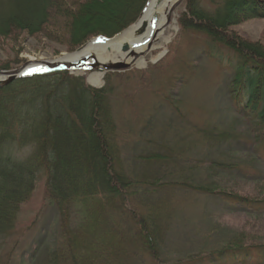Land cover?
<instances>
[{"label": "rangeland", "instance_id": "1", "mask_svg": "<svg viewBox=\"0 0 264 264\" xmlns=\"http://www.w3.org/2000/svg\"><path fill=\"white\" fill-rule=\"evenodd\" d=\"M141 1L107 0L90 26L110 30L115 14L127 16ZM195 2L205 10L216 8L211 0ZM192 4L193 0L180 3L169 43L149 50L146 65L130 62L122 71H104L100 86L90 84L85 74L69 72L76 77V90L84 84L105 91L114 165L127 196L109 200L102 195L90 210L77 208L69 226H62L41 171L17 211L14 231L0 235V264H193L190 258L212 252L227 241H240L245 231L264 236L262 212L204 189L212 185L218 191L249 197L264 190V180L249 183L264 178V143L255 144L258 126L245 124L238 115L230 88L235 76L229 65L234 61L233 51L205 33L182 26L183 14ZM74 13V7L67 12L51 11L43 29L52 37L19 29L0 36V69L19 68L31 57L48 60L75 52L70 27L61 31L52 25L54 20L61 24L74 20ZM246 14L236 9L232 16L237 18L233 24L231 16L228 31L264 47V17ZM163 48L164 55L155 61ZM54 82L45 84V93L56 90L60 100L67 98L74 84ZM11 144L1 151L16 158L33 151L30 142ZM218 163L240 168H223ZM101 208L104 214H99ZM94 227L98 228L95 234ZM100 238L106 242H98ZM68 243L73 245L71 250L52 252Z\"/></svg>", "mask_w": 264, "mask_h": 264}, {"label": "trees", "instance_id": "2", "mask_svg": "<svg viewBox=\"0 0 264 264\" xmlns=\"http://www.w3.org/2000/svg\"><path fill=\"white\" fill-rule=\"evenodd\" d=\"M5 1L0 4H6L0 7L1 37L18 29L52 37L50 31L43 29L49 23L51 11L67 12L68 8L74 7L76 13L71 15L74 20L64 24L54 20L52 25L61 31L70 27V42L76 49L92 36L112 37L120 32L131 21L137 20L148 0H142L138 7H134L131 18L124 16V12L115 14L112 17L114 21L110 23L114 24L111 31L100 25L92 26L93 29L90 26L91 19L98 17L105 9L107 0H74L70 1L71 4L61 0L63 5L60 0H55L56 4H53V0ZM211 2L216 8L205 10L193 0L183 14L182 26L205 33L214 43L218 42L233 51L235 76L230 88L237 103L238 115L245 124L258 126L254 131L256 144L264 143V47L235 37L228 31L229 21L233 18V23L237 18L232 16L236 9L242 8L247 16L253 18L264 17V0ZM77 35L78 38L74 40ZM75 79L68 71L60 70L19 78L0 87V235L14 231L17 211L21 203L29 198L41 171L46 175L48 195L57 205L62 226H69L72 213L77 208H82L84 212L90 210L93 202L102 195L109 200L127 196L122 189L124 182H121L120 172L114 165L108 136L111 122L103 98L105 91L84 84L76 90ZM50 81L73 83L69 94L71 97L68 95V99L62 101L60 94L56 95L59 93L56 90L45 93L44 86L51 85ZM29 142L33 151L24 158L1 151L11 143ZM218 164L223 168H240L238 164ZM262 180L264 178L249 183H261ZM204 189L232 199L247 209H256L264 217V190L250 193L249 197L218 191L212 185ZM103 212L104 208H101L99 214ZM92 229L94 234L97 233V227ZM143 230L147 232L146 228ZM244 233L242 240L227 241L212 252L190 258L189 263L228 261L229 264H264V236L258 238V231ZM102 238L98 242L101 243ZM79 244L75 242V247L79 248ZM72 246V243H68L64 249H54L52 252L71 250Z\"/></svg>", "mask_w": 264, "mask_h": 264}, {"label": "bare ground", "instance_id": "3", "mask_svg": "<svg viewBox=\"0 0 264 264\" xmlns=\"http://www.w3.org/2000/svg\"><path fill=\"white\" fill-rule=\"evenodd\" d=\"M180 1L149 0L139 20L113 38H95L75 52L48 60L68 64L72 71L87 75L90 84L100 86L103 83L102 67L105 63L121 61L134 62L139 66L146 65V54L149 50L156 48L157 45L160 47L169 43ZM130 15L131 13L128 14ZM125 44L130 46L128 51L122 50ZM165 51L163 48L154 60L161 58ZM46 59L31 57L33 62L29 67L39 64L37 61ZM95 62L101 67L91 68ZM0 79L3 80L5 77L0 75Z\"/></svg>", "mask_w": 264, "mask_h": 264}, {"label": "water", "instance_id": "4", "mask_svg": "<svg viewBox=\"0 0 264 264\" xmlns=\"http://www.w3.org/2000/svg\"><path fill=\"white\" fill-rule=\"evenodd\" d=\"M129 47V45L124 46V50H126ZM134 47V46H133ZM33 61H30L29 63H25L23 66L11 70H3L0 69V75L5 77V79L1 80L0 79V85H6L11 83L17 78L28 76L31 74H40V73H45L53 70H61V69H68L70 70V65L65 64V63H58L50 60H40L37 61L39 64L30 66ZM78 64V63H76ZM99 65L98 62H95L93 66ZM129 66V64L125 62H115L113 64H104L105 68H124ZM29 67V68H28Z\"/></svg>", "mask_w": 264, "mask_h": 264}]
</instances>
